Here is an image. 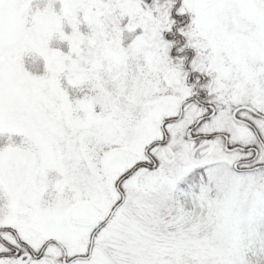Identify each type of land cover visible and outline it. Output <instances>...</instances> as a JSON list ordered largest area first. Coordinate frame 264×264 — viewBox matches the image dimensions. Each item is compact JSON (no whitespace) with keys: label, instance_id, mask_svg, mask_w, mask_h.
<instances>
[{"label":"snow or ice","instance_id":"6c2138e0","mask_svg":"<svg viewBox=\"0 0 264 264\" xmlns=\"http://www.w3.org/2000/svg\"><path fill=\"white\" fill-rule=\"evenodd\" d=\"M0 264H264V0H0Z\"/></svg>","mask_w":264,"mask_h":264}]
</instances>
